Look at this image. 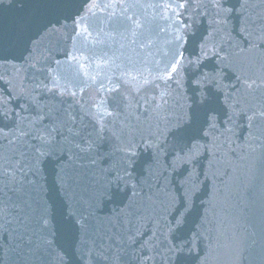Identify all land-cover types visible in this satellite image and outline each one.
Instances as JSON below:
<instances>
[{
  "label": "water",
  "instance_id": "obj_1",
  "mask_svg": "<svg viewBox=\"0 0 264 264\" xmlns=\"http://www.w3.org/2000/svg\"><path fill=\"white\" fill-rule=\"evenodd\" d=\"M146 264H264V0H118Z\"/></svg>",
  "mask_w": 264,
  "mask_h": 264
}]
</instances>
